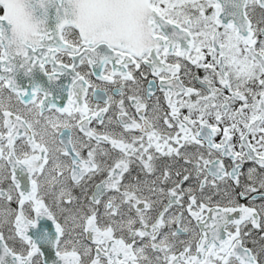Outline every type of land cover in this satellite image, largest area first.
Masks as SVG:
<instances>
[{"label":"snow or ice","instance_id":"obj_1","mask_svg":"<svg viewBox=\"0 0 264 264\" xmlns=\"http://www.w3.org/2000/svg\"><path fill=\"white\" fill-rule=\"evenodd\" d=\"M0 264H264V0H0Z\"/></svg>","mask_w":264,"mask_h":264}]
</instances>
